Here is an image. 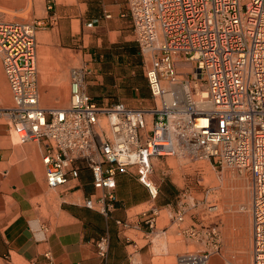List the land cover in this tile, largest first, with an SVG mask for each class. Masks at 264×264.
Masks as SVG:
<instances>
[{"label":"built area","instance_id":"built-area-1","mask_svg":"<svg viewBox=\"0 0 264 264\" xmlns=\"http://www.w3.org/2000/svg\"><path fill=\"white\" fill-rule=\"evenodd\" d=\"M127 5L153 105H98L87 92L89 70L82 66L70 69L68 105L43 107L36 36L42 23L0 21V59L12 98L1 112L11 132L19 144L43 145L49 189L65 187L89 170L95 193L83 205L107 218L118 201L119 175L133 173L157 198L154 160L191 156L249 175L253 264H264V0ZM179 64L192 71L181 74ZM203 86L212 106L207 111L197 104ZM159 212L154 206L144 210L139 223L153 230ZM175 220L183 224L185 212ZM117 225L128 231L131 220ZM183 230L207 247L202 237L210 239V249L181 254L176 264H208L220 253L217 227ZM109 245L106 236L95 241L102 260ZM46 258L52 260L50 254Z\"/></svg>","mask_w":264,"mask_h":264},{"label":"crops","instance_id":"crops-1","mask_svg":"<svg viewBox=\"0 0 264 264\" xmlns=\"http://www.w3.org/2000/svg\"><path fill=\"white\" fill-rule=\"evenodd\" d=\"M57 1L44 21L46 26L38 32L41 36L48 34L46 42L39 46L81 54L82 66L89 70L87 92L98 105L151 107L153 99L146 79L144 88L135 81L144 58L134 36L127 0ZM42 65L43 86L45 81L52 82V77L48 65ZM65 78L63 74L54 83L64 82ZM6 82L1 62L0 95L3 92L6 96ZM45 87L47 92L59 88L46 84ZM4 117L0 109V264H170L173 257L177 259L194 243L195 239L183 229L179 233L173 229L177 214L184 211L186 217V210L165 204L164 199H158L159 194L152 198L133 173L117 176L118 201L108 218L83 205L95 193L87 169L69 185L49 189L42 163L43 145L19 144L9 123L1 122ZM152 180L164 195L165 185L153 176ZM153 206L160 212L155 228L150 230L139 223V216ZM166 211L174 213L169 223H161V214ZM130 220L128 231L117 225V221ZM103 236L110 241L106 260L97 255L95 246V241ZM181 236L182 240L176 239ZM208 264L227 263L216 254Z\"/></svg>","mask_w":264,"mask_h":264},{"label":"rangeland","instance_id":"rangeland-1","mask_svg":"<svg viewBox=\"0 0 264 264\" xmlns=\"http://www.w3.org/2000/svg\"><path fill=\"white\" fill-rule=\"evenodd\" d=\"M56 2L58 3L57 0H0V21L28 23L40 21L42 23L40 29L44 28L46 26L44 21L54 11ZM50 6L52 9H49ZM40 29L36 35L38 43H45L48 34L41 36L38 34ZM39 37H43V39H39ZM42 63L48 65V74L50 72L52 77L50 79L52 82L45 81L44 85L59 87L55 92H47L46 87L42 86L41 70L44 71V65L41 67ZM145 65L146 63L141 60L140 71L135 78L136 84L143 88L146 79L144 76ZM72 67H82L81 54L77 55L75 51L71 50L54 51L38 47V69L43 107H65L68 105L69 72ZM63 74L66 75L64 82L54 83ZM6 88V96L4 93L0 95V109L12 105L7 82ZM115 92L114 90L111 93ZM1 122L8 124L9 119L4 117ZM153 165V179L165 185L164 195H161L159 191L158 199H164L165 204L169 203L175 207L179 205L186 210L184 223L175 224L174 231L195 227L203 233L208 227H217L221 247L219 254L226 263L253 264L251 180L249 175L241 174L227 167L221 168L209 160L191 156L166 157L154 160ZM172 213L174 212H163L161 223H169ZM245 230L247 234H245ZM202 238L208 247L203 241L195 239L194 243L184 249L182 253L210 249V239H206L205 236ZM176 239L182 240L183 236ZM172 241L175 240L172 239ZM170 264H176L175 257L170 260Z\"/></svg>","mask_w":264,"mask_h":264},{"label":"bare ground","instance_id":"bare-ground-1","mask_svg":"<svg viewBox=\"0 0 264 264\" xmlns=\"http://www.w3.org/2000/svg\"><path fill=\"white\" fill-rule=\"evenodd\" d=\"M42 66L43 65L41 64V67ZM191 71H192V67L190 65L179 64V72H183L184 74H188V72H191ZM189 89H191L190 86H189ZM1 90H2V88H1ZM198 93H199L197 96L198 97V99H197L198 106L204 111L210 110L212 108L211 104L208 101H205V99L207 98V88L204 86L201 87V89L198 90ZM251 194H252V189H251ZM250 201H251V197H250ZM16 264H20V263L17 262Z\"/></svg>","mask_w":264,"mask_h":264}]
</instances>
